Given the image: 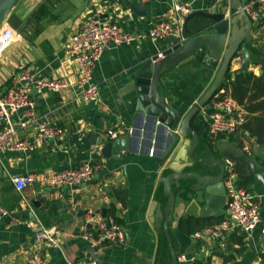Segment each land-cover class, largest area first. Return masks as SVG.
<instances>
[{
    "label": "crops",
    "instance_id": "0c3cea01",
    "mask_svg": "<svg viewBox=\"0 0 264 264\" xmlns=\"http://www.w3.org/2000/svg\"><path fill=\"white\" fill-rule=\"evenodd\" d=\"M42 1L21 0L12 13L24 20ZM122 1L128 3L127 0ZM137 1L144 4V15L134 14L116 0H51V15L19 32L20 37L0 57V96L14 86L17 76L25 69L31 71L34 80L47 78L68 83L67 88L60 92L32 90L34 104L29 109L31 113L19 110L11 115L19 140H32L36 133V122L40 120L63 128L65 134L58 141L47 139L26 151L0 152V206L5 211L0 220V264H25L37 227L55 228L56 242L46 243L42 247L43 264H70L83 258H95L98 264L155 263L160 239L165 236L160 215L167 196L163 192L161 179L169 172V162L159 163V159L168 136L162 133L156 141L149 143L144 135L149 129L140 128L141 133L134 135L138 140L132 142L130 155L123 153L121 160L103 158L100 146L86 145L82 139V135L87 133L109 138L107 132L110 130L117 131L119 135L134 126V105L130 103L133 90L129 82L135 77L140 62L158 50L157 41L148 35L149 30L159 20L173 19L174 4L184 0ZM218 3L195 0L187 15L194 10L215 12L221 7ZM222 5L230 12V5ZM106 12L112 15L103 17ZM187 15L183 17L182 24L184 41L188 38L183 28ZM88 16H98L99 22H111L112 17H117L113 23L133 37L129 43L113 44L103 50L92 73V79L99 88V97L93 102H83L78 96L77 67L65 52L70 35L81 19ZM198 22L207 20L196 16L188 22L189 28L195 29ZM246 45L251 56L246 71L260 76L264 70V22L255 25L251 40ZM238 68L239 59L236 58L232 61L231 73ZM215 73L216 68L192 60L164 73L159 92L173 108L185 115L210 85ZM200 114L204 118L201 110ZM193 128L199 134L200 144L196 148V155L217 157L214 151L217 145L229 143L236 151L246 153L258 166H264V145L256 143L247 133L239 135L240 128L233 133L238 134L235 141L227 137L211 138L208 124L205 136L204 128ZM182 140H186V137L180 136ZM239 140L242 146H239ZM203 144H208L209 148L204 149ZM86 162H97L100 167L90 179L72 188L36 181L18 191L11 180L15 175L34 173L39 177L52 170L76 168ZM197 168L198 165L193 164L184 170ZM235 169V176L237 173L248 174L247 169L240 165ZM216 170L210 168L209 171ZM241 188L252 196V201L258 203L260 223L249 233H239L244 237V245H232L230 252H227L231 254L230 260L225 263L222 257L211 255L212 248L217 245L221 247L223 241L206 237L199 239L194 233L187 234L179 228L180 217L191 215L200 218L203 205L176 200L170 236L179 264H187L195 259L205 264H261L264 252V185L254 182L249 175L245 187ZM105 203V216L98 212L95 217L108 218L109 209L113 207L115 215L122 221L125 242L122 245L92 247L81 236L85 226L82 224L76 230L79 220L75 209H89V213H92L99 211ZM205 215L207 217L201 218H209L213 222L225 217V214L219 217ZM162 252L164 254V248Z\"/></svg>",
    "mask_w": 264,
    "mask_h": 264
},
{
    "label": "water",
    "instance_id": "95a60500",
    "mask_svg": "<svg viewBox=\"0 0 264 264\" xmlns=\"http://www.w3.org/2000/svg\"><path fill=\"white\" fill-rule=\"evenodd\" d=\"M21 0H0V29L8 24V19L13 9ZM119 5H123L122 0H116ZM125 4L131 12L136 15H144V4L137 0H127ZM248 1H254L253 7H257L256 0H230V12H227L222 3H218L219 10L207 12L194 10L184 20V32L188 38L183 43H178L176 37H168L164 41H157L158 50L151 53L140 62L138 71L129 82L132 88L130 103L134 105V126L126 129L115 138L98 137L96 133L82 135L86 145L100 146V154L103 158L121 160L123 153L130 155L132 142L138 140L135 134H140V128L149 129L144 135L147 142L156 141L162 133L168 136V142L162 151L159 163L168 160L169 172L161 179L163 192L167 196L162 216L164 233L172 255V264H178L177 252L174 250L170 231L171 220L176 200L183 203H196L201 207L200 216L219 217L226 213V187L224 180L228 171V164L231 163L232 170L236 165L247 169L248 174L254 182H261L264 185V166H258L243 151L238 152L229 143L218 144L214 149L218 156L196 155V148L199 146V134L192 127V120L195 115L205 108L209 100L218 90L227 71H231L232 61L239 57V68L232 72L234 77L240 72H245L251 61V56L247 43L251 40L253 24L244 5ZM108 5V3H104ZM119 12L116 11L115 14ZM109 15L106 12L103 17ZM202 17L207 22H198L195 29L189 28L188 22L194 17ZM98 20V16L92 17ZM101 18V17H100ZM118 18L112 17L111 22ZM194 30V31H193ZM111 47L107 43L106 48ZM197 61L208 67L216 68L213 80L203 92L196 103L183 115L182 112L173 108L159 92L164 73L171 71L175 67L190 62ZM26 108H21L20 111ZM189 135V137H188ZM206 134V128L204 133ZM180 136H185L186 140L180 141ZM203 148H209L208 144H203ZM193 164L198 165L197 169L184 170ZM210 168H216L215 172H210ZM234 170V174H235ZM238 174L233 179V183L238 186L239 181L247 182L249 175ZM192 182V183H191ZM253 188L252 183L249 184ZM78 198V197H76ZM105 203L99 211L92 212V215L100 213L105 216ZM89 209L76 207L78 216V228L83 224L82 216L89 213ZM161 214V213H160ZM158 223V222H157ZM90 228V225H87Z\"/></svg>",
    "mask_w": 264,
    "mask_h": 264
},
{
    "label": "built area",
    "instance_id": "2783aa9c",
    "mask_svg": "<svg viewBox=\"0 0 264 264\" xmlns=\"http://www.w3.org/2000/svg\"><path fill=\"white\" fill-rule=\"evenodd\" d=\"M195 0H184L173 6V19L157 21L149 30V37L155 41H163L168 37H176L178 43L184 41L182 34L183 17L191 9ZM230 5V0H210ZM257 7H253L254 1H248L244 9L251 18L253 24L262 25L264 22V0H256ZM20 33L10 25H4L0 29V57L8 47L18 38ZM133 37L125 34L117 24L113 22H99L92 17L81 19L74 29L65 46V52L77 67V88L79 97L83 102H93L99 97L98 85L92 79L95 63L100 59L107 43H129ZM239 59V57H237ZM68 83L61 80L47 78L33 79L29 69L23 70L16 78L13 87L0 96V152L2 151H26L32 149L37 143L47 140H60L65 134L63 128L49 124L45 120L36 122V133L32 140H19L17 128L12 123L11 115L21 108H26L27 113L33 107L31 99L32 90L37 92H60L67 88ZM208 122V134L211 138L219 135H228L236 132L246 121V111L230 97L224 89H218L201 110ZM107 136L112 139L117 136V131L110 130ZM153 154V149L150 150ZM97 162H86L76 168L56 171L52 170L37 177L34 173L12 176L16 189L21 191L25 186L32 185L36 181L47 183L51 186L75 187L90 179L99 169ZM235 178L231 163L224 180L226 187L225 217L218 223L209 225L194 233L196 238H210L216 241H224L233 233H249L260 223V208L252 196L243 188L235 185ZM5 211L0 206V220ZM85 226L82 237L92 247L117 244L125 242L124 228L117 224L111 217L97 218L91 213L83 216ZM90 225V228H87ZM55 228L37 227L33 234V245L25 264H43L42 247L46 243H55ZM180 260L181 257L179 258ZM70 264H98L95 258L78 259Z\"/></svg>",
    "mask_w": 264,
    "mask_h": 264
},
{
    "label": "trees",
    "instance_id": "16d2710c",
    "mask_svg": "<svg viewBox=\"0 0 264 264\" xmlns=\"http://www.w3.org/2000/svg\"><path fill=\"white\" fill-rule=\"evenodd\" d=\"M51 0H43L29 13L24 20L18 19L13 13H11L8 23L19 32H24L29 26L34 25L51 15ZM37 30H35L36 32ZM264 70L262 75L256 76L251 72L245 71L232 76L231 71H227L223 81L218 89L224 88L229 95L237 101L238 104L243 106L247 112L246 121L240 128L239 135L247 133L248 136L254 138L256 143L264 145ZM10 80L6 82L8 85ZM197 123V124H196ZM207 121L202 117L200 111L195 115L192 120V127L197 129L207 128ZM238 134L219 135L220 137H227L231 141L237 140ZM239 146H242V141L239 140ZM249 179V178H248ZM246 179V180H248ZM239 187H245L244 181L238 182ZM108 216L111 217L117 224L122 226V221L115 215L113 207L109 209ZM221 218L216 221H211L209 218H197L191 215L180 217L178 225L181 230L187 234H193L209 225L218 223ZM123 227V226H122ZM243 235L233 232L229 234L222 242L224 245L214 246L211 250V255H218L222 257L223 263L230 260V252L232 245L243 246ZM164 248V254L162 252ZM171 254L168 249L165 236L160 239L158 251L154 264H170ZM208 262V260L206 261ZM179 264V263H178ZM187 264H205L199 259H195ZM261 264H264V252L261 255Z\"/></svg>",
    "mask_w": 264,
    "mask_h": 264
},
{
    "label": "rangeland",
    "instance_id": "374dc122",
    "mask_svg": "<svg viewBox=\"0 0 264 264\" xmlns=\"http://www.w3.org/2000/svg\"><path fill=\"white\" fill-rule=\"evenodd\" d=\"M10 25V24H9ZM11 27H13V25H10ZM14 28V27H13ZM15 29V28H14ZM16 30V29H15ZM16 31H18V30H16ZM19 32V31H18Z\"/></svg>",
    "mask_w": 264,
    "mask_h": 264
},
{
    "label": "flooded vegetation",
    "instance_id": "af4514ba",
    "mask_svg": "<svg viewBox=\"0 0 264 264\" xmlns=\"http://www.w3.org/2000/svg\"><path fill=\"white\" fill-rule=\"evenodd\" d=\"M236 166H237V165H236ZM236 166H235V167H236ZM235 167H234V170H236ZM235 172H236V171H235Z\"/></svg>",
    "mask_w": 264,
    "mask_h": 264
}]
</instances>
